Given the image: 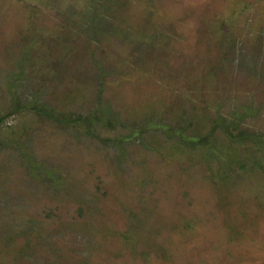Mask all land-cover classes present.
Listing matches in <instances>:
<instances>
[{"label":"rangeland","instance_id":"rangeland-1","mask_svg":"<svg viewBox=\"0 0 264 264\" xmlns=\"http://www.w3.org/2000/svg\"><path fill=\"white\" fill-rule=\"evenodd\" d=\"M0 264H264V0H0Z\"/></svg>","mask_w":264,"mask_h":264},{"label":"trees","instance_id":"trees-1","mask_svg":"<svg viewBox=\"0 0 264 264\" xmlns=\"http://www.w3.org/2000/svg\"><path fill=\"white\" fill-rule=\"evenodd\" d=\"M89 27H90V30H92V29H94V27L97 28L98 25L94 26V24H92V26H89ZM250 111H251V108H248L246 111L234 110L233 112H231V115H233V117L232 116L230 118L223 117L222 119L219 118L222 121L221 124L219 123V121H220L219 119L214 120L213 122L215 123V125L217 124L215 129H220V131H222L224 134H227V138H229L232 141V144L235 143V141L233 140L232 137L238 136V137H241L242 139L243 138L245 139L246 133L241 132L240 134L235 135L233 130L239 129V124H240L239 120H241V121L246 120V118H248V115H251V114H249ZM237 115H238V117H236ZM180 137H182V136H180ZM211 142H213V138L211 137V135H208L207 137L200 138L197 143L203 144V145H209ZM233 156L234 155H232L230 152H228L226 157L230 160L229 162H232ZM235 160H237V159H235ZM235 160H233V161H235Z\"/></svg>","mask_w":264,"mask_h":264}]
</instances>
